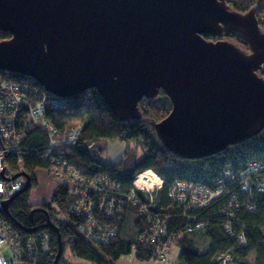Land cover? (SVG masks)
<instances>
[{
    "label": "water",
    "instance_id": "water-1",
    "mask_svg": "<svg viewBox=\"0 0 264 264\" xmlns=\"http://www.w3.org/2000/svg\"><path fill=\"white\" fill-rule=\"evenodd\" d=\"M0 30L12 35L0 40V72L30 76L55 96L96 89L127 121L143 118L141 101L166 94L171 110L154 128L180 158L219 154L264 129L256 6L242 13L226 0H0ZM233 32L249 48L223 38ZM14 196L3 205L8 215ZM58 241L53 264L63 253L59 232Z\"/></svg>",
    "mask_w": 264,
    "mask_h": 264
},
{
    "label": "trees",
    "instance_id": "trees-1",
    "mask_svg": "<svg viewBox=\"0 0 264 264\" xmlns=\"http://www.w3.org/2000/svg\"><path fill=\"white\" fill-rule=\"evenodd\" d=\"M226 2L231 8L242 13L256 6L259 23L264 29V0ZM11 36L10 32L0 30V40ZM206 38L215 37L206 35ZM223 38L248 47L247 38L240 33L233 32ZM259 72L264 75V68ZM1 74L0 84L6 79L18 83L22 86L21 93L31 103L35 104L46 98L47 91L32 77L20 73H11L10 76L5 72ZM44 105L45 118L59 132L80 126L78 141L73 145H64L63 148L69 163L88 179L96 177L101 180L102 187L114 188L118 193L128 194L133 188L135 176L141 171L151 169L163 178L158 214L168 222V226L166 232L161 235L164 240H172V250L165 262L173 255L177 245L179 254L174 264H218V257L227 254L231 256L233 264H264V192H253L252 210L244 205L247 195L239 189L237 183L229 182V192L218 196L202 208L187 210L171 197V188L176 181L208 185L228 168L236 172L250 162L264 161V129L257 136L210 156V166L204 168L202 161L205 160L180 158L166 149L158 138L154 125L165 118L172 107L170 98L164 93L154 99L140 102L143 112L141 120L120 121L96 89H89L72 97L61 109L53 107L49 100H45ZM22 111L15 121V128L21 134L20 148L24 153V161L22 166L18 165L15 156L7 161L14 172L29 176L30 183L26 189L23 188L15 194L8 206L9 215L6 212L5 214L22 235L43 229L50 231L53 241L52 253H46L40 263L53 264L59 247L58 232L63 247L59 264H69L65 258L67 249L73 255L95 264H117L122 255L132 252L140 261L155 262L160 247L159 244L153 243L149 234L144 235L153 229L154 221L148 219L147 215H140V203L143 200L139 191L135 192L139 203L128 201L116 223L95 211L100 223H114L117 227V235L109 243L90 242L77 229L79 222L84 219H78L71 213L72 199L66 195L68 187L65 184H57L51 202L30 203L31 189L36 184V169L44 168L47 171L50 168V162L43 159L41 154V150L48 145L49 138L42 128L29 121L27 107ZM104 141L133 143L134 147L128 146L123 157L112 163L104 159ZM92 142L94 145L90 146ZM139 149L142 151L141 156H138ZM38 205L41 208L32 214V210ZM230 210L235 216H230ZM47 213L58 232L48 226ZM59 213L67 220L59 218ZM198 221L205 223V226L188 229L189 225ZM227 221L233 226V236L225 230ZM33 228L34 231L28 230ZM128 228L130 231L127 232ZM241 233L244 234L247 244H241L237 239ZM251 255H254L253 261Z\"/></svg>",
    "mask_w": 264,
    "mask_h": 264
},
{
    "label": "built area",
    "instance_id": "built-area-1",
    "mask_svg": "<svg viewBox=\"0 0 264 264\" xmlns=\"http://www.w3.org/2000/svg\"><path fill=\"white\" fill-rule=\"evenodd\" d=\"M7 76L12 72L4 71ZM22 86L12 80L6 79L0 84V264H41L40 260L46 253H52L53 241L49 230L43 229L22 235L15 225L8 219L3 209L6 200L13 197L27 183L24 173L14 172L8 159L15 156L19 166L23 164L24 153L20 148L21 134L15 128V121L23 108L27 107L29 121L42 128L48 135V145L41 150L43 159L50 162L47 173L55 177L59 184H65L68 189L66 195L72 199L71 213L78 219L77 229L90 242L109 243L117 235V227L113 224L100 223L97 220L95 211L107 219H113L116 223L118 217L123 213V208L128 201L139 203L135 192L141 193L143 200L140 203V215H147L148 219L154 221L153 229L145 232L150 236L153 243L159 244L158 261H166L172 250V240L162 237L166 232L168 222L162 219L159 214L160 190L164 180L155 171L149 170L139 172L133 181V188L130 193H118L113 188L101 186L98 178L88 179L79 169L74 167L65 158L66 150L64 145H73L80 137V126L65 129L59 132L45 118V100H49L55 108H64L71 98L59 97L47 92L42 101L35 104L28 101L21 93ZM25 89V88H24ZM94 145V142L90 146ZM209 157L203 158L202 166L208 168ZM193 160V159H191ZM264 161L250 162L245 168L235 172L228 168L223 171L220 177L212 179L208 185H195L191 182L176 181L171 188V197L187 210L202 208L216 199L218 196L229 192L228 183H237L239 189L247 195L244 205L252 210V196L256 190L264 192ZM145 174H150L154 180L149 181ZM158 177H157V175ZM141 177V182L138 179ZM149 178V177H148ZM152 185L156 188H145V185ZM212 187V188H211ZM238 203L237 199L235 200ZM230 216H235L230 210ZM193 220V218H192ZM195 221V219L193 220ZM205 226L203 222H194L188 229H199ZM225 230L233 236L234 229L230 221L225 223ZM241 244H247L243 233L237 236ZM218 264H233L229 254L218 257Z\"/></svg>",
    "mask_w": 264,
    "mask_h": 264
},
{
    "label": "rangeland",
    "instance_id": "rangeland-1",
    "mask_svg": "<svg viewBox=\"0 0 264 264\" xmlns=\"http://www.w3.org/2000/svg\"><path fill=\"white\" fill-rule=\"evenodd\" d=\"M241 47H243L241 45ZM243 48H249V47H243ZM2 79V74L0 72V81ZM160 96V95H159ZM106 145V152L104 154V159L108 162H118L124 155V152L126 148L129 146L131 148L134 147L133 143H126V142H120V141H104ZM142 155L141 149L138 150V156ZM152 171V172H151ZM149 172L153 173V170H150ZM154 174V173H153ZM157 175V174H156ZM35 177H36V184L33 185L30 193V203L32 204H42V203H48L51 202V198L53 195V192L59 183V181L53 177L51 174H48L47 171L44 168H37L35 171ZM158 177V175H157ZM159 178V177H158ZM145 188H156L152 185H145ZM57 216L63 220H67V218L62 214L59 213ZM132 224L131 222L129 223ZM132 227V225H131ZM130 231V229H127V232ZM179 254V247L176 245L174 247L173 255L170 257L171 260L174 262L177 261V256ZM65 258L68 260L69 264H95L92 261L79 258L72 254V252L67 249L65 251ZM251 260H254V255H251ZM138 259L136 258L134 252L131 254H124L122 255L119 260L117 261V264H137ZM163 262V261H158ZM155 262V263H158Z\"/></svg>",
    "mask_w": 264,
    "mask_h": 264
},
{
    "label": "crops",
    "instance_id": "crops-1",
    "mask_svg": "<svg viewBox=\"0 0 264 264\" xmlns=\"http://www.w3.org/2000/svg\"><path fill=\"white\" fill-rule=\"evenodd\" d=\"M174 264V260L172 261L171 258L168 259V262H158V263H155V262H148V261H140L138 260L137 261V264Z\"/></svg>",
    "mask_w": 264,
    "mask_h": 264
},
{
    "label": "bare ground",
    "instance_id": "bare-ground-1",
    "mask_svg": "<svg viewBox=\"0 0 264 264\" xmlns=\"http://www.w3.org/2000/svg\"><path fill=\"white\" fill-rule=\"evenodd\" d=\"M145 177L147 178V179H149V181H153L154 180V178L150 175V174H145ZM149 177V178H148ZM138 181L139 182H141V177L138 179Z\"/></svg>",
    "mask_w": 264,
    "mask_h": 264
},
{
    "label": "flooded vegetation",
    "instance_id": "flooded-vegetation-1",
    "mask_svg": "<svg viewBox=\"0 0 264 264\" xmlns=\"http://www.w3.org/2000/svg\"><path fill=\"white\" fill-rule=\"evenodd\" d=\"M216 39H219V38H217V37H215ZM214 38V39H215ZM209 39H211V38H209ZM213 39V38H212ZM39 208H41V207H39V205L36 207V209H39Z\"/></svg>",
    "mask_w": 264,
    "mask_h": 264
}]
</instances>
